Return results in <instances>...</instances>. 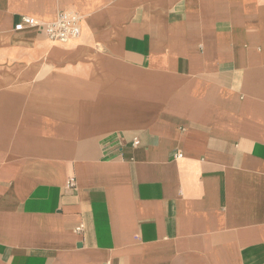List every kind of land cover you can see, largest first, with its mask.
<instances>
[{"label":"crops","instance_id":"0c3cea01","mask_svg":"<svg viewBox=\"0 0 264 264\" xmlns=\"http://www.w3.org/2000/svg\"><path fill=\"white\" fill-rule=\"evenodd\" d=\"M0 264H264V0H0Z\"/></svg>","mask_w":264,"mask_h":264},{"label":"built area","instance_id":"2783aa9c","mask_svg":"<svg viewBox=\"0 0 264 264\" xmlns=\"http://www.w3.org/2000/svg\"><path fill=\"white\" fill-rule=\"evenodd\" d=\"M24 26L37 27L45 34L48 40L66 41L79 35V16L72 11L63 10L59 12L54 22L43 24H38L32 19L24 17L20 23L15 25L14 29L21 30ZM75 232L82 233L83 225L79 224L75 228Z\"/></svg>","mask_w":264,"mask_h":264}]
</instances>
